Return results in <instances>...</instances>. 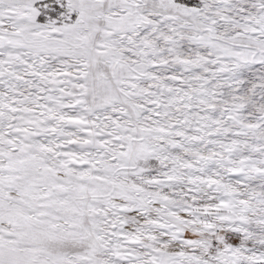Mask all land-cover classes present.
<instances>
[{
	"label": "snow or ice",
	"instance_id": "snow-or-ice-1",
	"mask_svg": "<svg viewBox=\"0 0 264 264\" xmlns=\"http://www.w3.org/2000/svg\"><path fill=\"white\" fill-rule=\"evenodd\" d=\"M0 264H264V0H0Z\"/></svg>",
	"mask_w": 264,
	"mask_h": 264
}]
</instances>
